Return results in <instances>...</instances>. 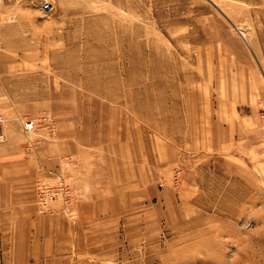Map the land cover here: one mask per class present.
<instances>
[{
	"label": "rangeland",
	"instance_id": "obj_1",
	"mask_svg": "<svg viewBox=\"0 0 264 264\" xmlns=\"http://www.w3.org/2000/svg\"><path fill=\"white\" fill-rule=\"evenodd\" d=\"M13 1L0 0L2 91L60 98L52 109L71 112L86 143L75 163L95 180L109 174L72 189L61 177L39 181L38 211L108 204L87 221L92 264H264V199L214 139L233 97L264 84V0H45L50 10L28 0L13 7L23 21L10 23Z\"/></svg>",
	"mask_w": 264,
	"mask_h": 264
},
{
	"label": "crops",
	"instance_id": "obj_2",
	"mask_svg": "<svg viewBox=\"0 0 264 264\" xmlns=\"http://www.w3.org/2000/svg\"><path fill=\"white\" fill-rule=\"evenodd\" d=\"M28 5V0H14L7 22L23 21L13 7ZM3 53L1 47L0 54ZM7 66L9 71L22 67L29 70L30 64L11 63ZM243 70L246 75L251 71ZM6 79L5 65L0 61V115L4 118L0 125V136L3 139L0 143V264H92V248H88L92 241L87 236V221L107 213L108 204L96 206L94 201L88 203L76 200L68 207L70 210L67 208L65 212L61 202L56 201L50 207L52 214H43L36 207L34 190L39 181L51 182L60 177L69 183L71 189L73 183L79 180L108 184L109 174L106 171L103 173L105 178L100 176L95 180L75 163H79V156L84 155L86 143L78 140V137L74 138L77 131L72 128V113L64 109H52L60 98L35 100L32 97L12 101V97L2 91ZM253 81L255 82L254 78ZM259 81L257 78L258 91L251 99H241L240 103L237 96L233 97L228 123L216 128L214 139L226 151L224 155L230 161L244 168L246 191L250 186L256 197L264 199V146L260 142L261 128L258 127L255 115L257 97H264V84ZM244 103L250 106L251 115H240L237 112V105ZM48 114L52 115L49 116L55 122L56 134L51 141L37 143L36 138L44 135L46 131L25 132L21 122L25 118ZM72 158L73 164L75 163L73 167ZM72 170H77L78 173L74 174ZM111 171L112 181L121 179L113 169ZM246 198L249 197L246 195ZM72 208L76 216L70 219L66 213L72 214ZM260 208L264 215L263 201Z\"/></svg>",
	"mask_w": 264,
	"mask_h": 264
},
{
	"label": "built area",
	"instance_id": "obj_3",
	"mask_svg": "<svg viewBox=\"0 0 264 264\" xmlns=\"http://www.w3.org/2000/svg\"><path fill=\"white\" fill-rule=\"evenodd\" d=\"M50 5L51 4L45 0L42 2V8L44 10H50ZM258 107L259 108L257 112V117L259 119V122L262 128L261 142L264 144V99L258 101ZM3 121H4V118L2 117V115H0V124ZM22 124H23V130L26 132L44 129L46 131V134H48L49 136H53L56 130L55 122L49 115H42L37 118H26L25 120L22 121ZM1 139L2 137L0 136V141ZM46 196L48 198H51V194L49 193V191L46 192Z\"/></svg>",
	"mask_w": 264,
	"mask_h": 264
},
{
	"label": "bare ground",
	"instance_id": "obj_4",
	"mask_svg": "<svg viewBox=\"0 0 264 264\" xmlns=\"http://www.w3.org/2000/svg\"><path fill=\"white\" fill-rule=\"evenodd\" d=\"M56 127V126H55Z\"/></svg>",
	"mask_w": 264,
	"mask_h": 264
}]
</instances>
